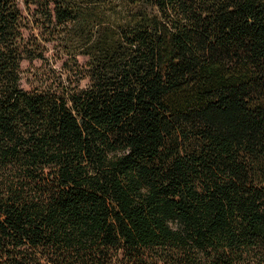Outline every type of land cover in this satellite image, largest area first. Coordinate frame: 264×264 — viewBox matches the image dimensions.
I'll list each match as a JSON object with an SVG mask.
<instances>
[{"label":"trees","instance_id":"16d2710c","mask_svg":"<svg viewBox=\"0 0 264 264\" xmlns=\"http://www.w3.org/2000/svg\"><path fill=\"white\" fill-rule=\"evenodd\" d=\"M0 264H264V0H0Z\"/></svg>","mask_w":264,"mask_h":264},{"label":"rangeland","instance_id":"374dc122","mask_svg":"<svg viewBox=\"0 0 264 264\" xmlns=\"http://www.w3.org/2000/svg\"><path fill=\"white\" fill-rule=\"evenodd\" d=\"M52 57H53V51L51 49L50 52H48L46 54V58L50 60L51 64H52V62L55 63L56 68L61 67L62 62H60L58 60H53V59H51ZM81 61H83V60H81ZM40 68H43V64L41 63V61H35L32 64H30L29 62H24L22 64V70L25 72V74H24L25 78L22 82V87L24 90L28 91L31 89L32 86H31L30 81L32 78H30V75L34 71V69H40ZM27 79H28V81H27Z\"/></svg>","mask_w":264,"mask_h":264}]
</instances>
